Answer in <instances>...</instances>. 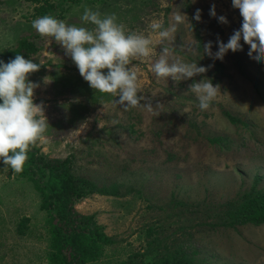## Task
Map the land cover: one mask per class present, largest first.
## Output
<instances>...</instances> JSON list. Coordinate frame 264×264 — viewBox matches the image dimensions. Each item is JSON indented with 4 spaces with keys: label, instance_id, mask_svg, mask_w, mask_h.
<instances>
[{
    "label": "rangeland",
    "instance_id": "rangeland-1",
    "mask_svg": "<svg viewBox=\"0 0 264 264\" xmlns=\"http://www.w3.org/2000/svg\"><path fill=\"white\" fill-rule=\"evenodd\" d=\"M84 5L101 14L115 13L129 30L145 34L152 19L168 27L180 11L187 21L177 25L168 46L177 58L211 67L189 80L157 79L150 70L161 51L157 45L152 57L132 62L140 94L151 100L154 110L124 111L114 96L89 87L52 37L39 35L31 26L44 15L86 26L80 20ZM212 5L216 17L225 16L228 24L209 15ZM196 9L201 10L199 22L193 19ZM241 20L231 0H0V56L23 50L29 41L36 50L25 59L41 64L29 79L40 85L34 102L44 104L49 126L45 139L28 154L69 156L76 175L116 187L115 194L92 193L86 187L88 194L75 205L119 240L85 264H111L143 251L153 231L160 232V223V233L169 235L178 225L176 216L167 217L181 209L176 201L190 206L183 236L198 259L205 264H264V223L211 226L206 223L214 219L205 223L202 212H196L238 198L256 177V187L264 190V64L248 57L242 40L243 50L229 51L223 60H213L204 51V44L212 41L215 53L217 36L226 43ZM156 39L153 35L154 44ZM204 78L219 84L221 94L201 111L189 85ZM223 109L246 125L231 123ZM216 136L224 140H209ZM22 172L0 162V264H52L47 201L38 176Z\"/></svg>",
    "mask_w": 264,
    "mask_h": 264
},
{
    "label": "clouds",
    "instance_id": "clouds-1",
    "mask_svg": "<svg viewBox=\"0 0 264 264\" xmlns=\"http://www.w3.org/2000/svg\"><path fill=\"white\" fill-rule=\"evenodd\" d=\"M231 5L239 10L242 18L239 29L233 30L226 43L217 36L215 53L211 50L213 42H206L205 54L213 60H223L229 51L243 50L242 40L248 46V57L264 64V0H231ZM83 8L80 20L86 26L70 25L52 15L33 20L31 26L39 35L52 37L71 58L89 87L114 96V103L124 111L154 110L151 100L140 94L139 73L132 62L152 57L157 45L161 46V51L150 68L157 79L189 80L203 76L211 67L177 58L173 48L168 46V42L174 40L177 25L187 21L180 11L173 14V23L168 27L162 20L152 19L148 24L149 32L145 34L129 30L118 22L115 13L101 14L87 5ZM209 15L216 17L215 5ZM216 18L219 23L228 24L225 16ZM193 19L201 20L200 9H196ZM153 35L157 38L155 44ZM40 67L41 64L21 54L6 63L0 60V162L15 173L22 172L28 152L45 139L49 126L44 104L34 102L35 90L40 85L29 79ZM189 89L196 95L201 111L208 110L221 94L220 85H214L207 78L194 81Z\"/></svg>",
    "mask_w": 264,
    "mask_h": 264
},
{
    "label": "trees",
    "instance_id": "trees-1",
    "mask_svg": "<svg viewBox=\"0 0 264 264\" xmlns=\"http://www.w3.org/2000/svg\"><path fill=\"white\" fill-rule=\"evenodd\" d=\"M23 47V50L4 52L0 60L5 62L14 59L17 54L25 58L36 50V46L29 41L25 42ZM222 112L231 123L246 125L229 110L223 109ZM209 140L217 142L223 141L224 138L216 136ZM71 162L72 159L69 156L53 159L42 153L28 154V160L22 170V174L30 170L38 176L36 181L40 182L43 199L47 201L49 221L52 225L51 248L53 251L49 253L52 264H85L95 260L104 246L117 244L119 241L114 236L103 232L100 225L95 222L93 214H82L75 208L77 201L88 194L84 191L86 187L92 193L115 194V185L99 184L90 178L76 175ZM257 181L258 177L255 178L249 191L221 207L211 205L205 211H199L198 207L196 212L199 214L202 212L204 215L200 220L206 223L208 218L214 219L213 222L206 224L215 226L218 223L217 225L224 227L264 223V190L256 187ZM176 205L181 209L167 215V217L176 216V222H178L177 227L169 235L161 234L164 231V224L160 223L161 233L158 231L155 234L153 231V235L146 240L143 251H135L125 260L111 264H205L203 259H198L197 250L188 246L183 236L187 228L184 222L188 220L186 216L190 206L182 201H176Z\"/></svg>",
    "mask_w": 264,
    "mask_h": 264
}]
</instances>
